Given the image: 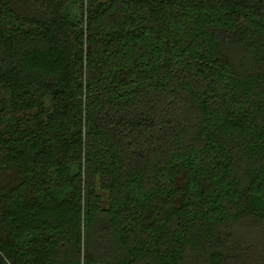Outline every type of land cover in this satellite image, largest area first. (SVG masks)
<instances>
[{
	"label": "trees",
	"instance_id": "1",
	"mask_svg": "<svg viewBox=\"0 0 264 264\" xmlns=\"http://www.w3.org/2000/svg\"><path fill=\"white\" fill-rule=\"evenodd\" d=\"M0 264H264V0H0Z\"/></svg>",
	"mask_w": 264,
	"mask_h": 264
}]
</instances>
